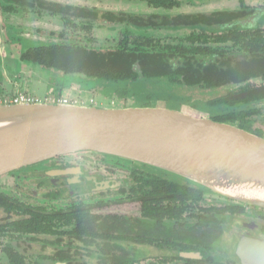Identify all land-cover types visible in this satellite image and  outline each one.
Masks as SVG:
<instances>
[{
  "label": "flooded vegetation",
  "instance_id": "af4514ba",
  "mask_svg": "<svg viewBox=\"0 0 264 264\" xmlns=\"http://www.w3.org/2000/svg\"><path fill=\"white\" fill-rule=\"evenodd\" d=\"M48 2L57 3L50 0ZM9 7L4 0H0L1 13H10L7 9ZM155 10L166 13L137 15L145 18L150 15H195L174 16L170 14L173 10ZM224 12L241 14V17L219 24L213 31L235 28L264 31V15L257 22L248 23L246 27H228L263 14L264 3L259 10L241 6L238 11ZM215 13L223 12L202 14ZM173 29L184 28L162 30ZM224 46L231 47V43ZM250 83L259 84V81L226 87H238L230 90V93ZM256 106L262 110L261 115L247 124L254 127L255 122L264 119V103ZM183 108L194 110L191 105ZM181 112L191 115L182 109ZM191 116L209 118L201 114ZM236 127L245 130L240 124ZM252 134L262 137L255 132ZM175 176L177 175L142 163L82 151L59 155L1 176V180L6 178L8 181L0 183V202L45 208L49 211L91 209V213L87 215H70L71 218H76V226H85L83 218H86V227L90 229L75 231L71 228L73 223L60 222L61 228L55 229V234L39 236L45 238L46 249L54 250L52 256L45 257L51 264H77L75 261L79 259L80 252L88 254L94 261L93 264H244L240 257L241 246L264 242V208L225 197L185 178V181L180 180V184L188 190L184 192L187 196L162 197L163 178H173L180 182ZM11 187L13 190H10ZM196 191L201 192V197L192 196ZM110 209L113 212L103 213ZM118 209H126L127 213H118ZM0 211L5 214L4 219L19 218V215L5 213L2 208ZM56 216L68 217L67 214ZM4 219L0 220V225ZM90 236L91 245L78 238ZM116 237L122 238L114 239ZM29 263L33 264L32 261Z\"/></svg>",
  "mask_w": 264,
  "mask_h": 264
},
{
  "label": "trees",
  "instance_id": "16d2710c",
  "mask_svg": "<svg viewBox=\"0 0 264 264\" xmlns=\"http://www.w3.org/2000/svg\"><path fill=\"white\" fill-rule=\"evenodd\" d=\"M4 1L10 6L7 8L10 11L8 14L22 12L40 18L43 16L60 18L65 27L64 31H52L49 35L64 42L71 41L69 34L74 33L79 26L91 32L95 23L99 22L140 30L192 28L196 31L190 33L179 44H166L149 37H133L131 31L127 29L117 46L113 48L102 50L70 43L32 46L24 50L20 61L39 65L65 76L79 75L97 82L131 84L133 87L123 88L119 92L122 99L134 96L135 89L140 85L155 82L164 81L171 86L188 89L216 90L230 85L259 81V84H247L237 91L210 101L208 106L212 108L227 109L208 114L209 118L216 122L233 126L247 125L254 117L261 115L262 110L256 105L264 103V31H244L237 28L218 32L212 30L219 24L232 22L241 17V14L223 12L177 17L150 15L145 18L124 12L103 13L98 10L74 8L45 0ZM148 4L152 8L168 11L181 7L179 0H148ZM230 43L231 47L224 46ZM174 102L179 104V108H172L173 110L181 111V107L190 106L189 100L179 97L166 99L165 106L170 108V104ZM134 107L159 106L156 98L149 97ZM175 177L179 178V181L183 180L182 177ZM181 182H176L173 178H163L162 197L187 196L184 192L188 190L184 189ZM192 196L199 198L201 192L196 191ZM0 208L9 215H19L16 219L8 217L3 220L0 225V245L6 238L19 240L27 237L37 241L36 238L39 236L55 234V229L61 228L60 222L73 223L71 228L75 231L90 229L86 227V218H83L85 226H76V218H73L77 214H90V208L49 211L45 208L8 204L5 201L0 202ZM60 214H67L68 217L56 216ZM78 238L91 245L92 236ZM5 243L3 252L8 264H30L26 255L17 247L10 242Z\"/></svg>",
  "mask_w": 264,
  "mask_h": 264
},
{
  "label": "water",
  "instance_id": "95a60500",
  "mask_svg": "<svg viewBox=\"0 0 264 264\" xmlns=\"http://www.w3.org/2000/svg\"><path fill=\"white\" fill-rule=\"evenodd\" d=\"M82 151L149 165L264 208V138L236 126L166 107L0 105V177ZM241 247L244 264H264V242Z\"/></svg>",
  "mask_w": 264,
  "mask_h": 264
},
{
  "label": "rangeland",
  "instance_id": "374dc122",
  "mask_svg": "<svg viewBox=\"0 0 264 264\" xmlns=\"http://www.w3.org/2000/svg\"><path fill=\"white\" fill-rule=\"evenodd\" d=\"M49 1V0H47ZM60 5L84 8L87 10H98L100 12L128 13L149 15L153 13H166L163 10H155L148 4V0H50ZM181 7L170 12L171 15L212 13L219 11H238L243 6L249 9H260L264 0H179ZM65 27L60 18L34 14H6L0 12V96L13 99L19 94L30 97L37 103H54L66 101L67 104L78 106H97L105 109H120L134 107L135 104L146 101L149 97L158 100V106L164 107L168 98L187 99L194 110L184 109L191 115H202L208 117L209 112L216 110L225 111L226 108H211L208 103L214 99L226 95L230 90L238 87L231 86L217 90L201 88L188 89L185 87L171 86L167 82H155L147 85H140L135 89L136 94L128 99L119 97L123 88L133 87L129 83H104L75 75L65 76L59 72L47 70L39 65L22 63L20 56L22 51L32 46H43L58 43L82 44L97 49L106 50L116 47L123 34L129 29L133 37H149L166 44H179L194 29H173V30H150L134 29L125 26L106 25L102 22L95 23L93 31L88 32L83 26H79L74 33H70L71 41H61L49 34L62 32ZM68 29V28H67ZM69 30V29H68ZM70 31V30H69ZM10 104V103H8ZM170 108L178 109L177 102L171 103ZM196 108V109H195ZM180 109V110H181ZM199 110V111H195ZM203 113H201V112ZM207 114V115H205ZM259 119V118H258ZM255 120V119H254ZM257 121V119H256ZM248 132L256 133L264 137V119L255 122L253 125L240 124ZM240 128V127H239ZM6 180L0 179V183ZM8 181V180H6ZM8 186V185H7ZM9 188V187H8ZM13 190V187L10 188ZM41 199V198H39ZM126 209H118L122 213ZM113 212L112 209L103 213ZM127 213V211H126ZM6 216L0 211V220ZM34 241L31 238L23 237L11 240L6 238L0 245V262L8 264L3 252L5 242H10L26 255L33 264H51L45 257L53 255L54 250L47 248L44 244V237H37ZM74 256L75 253H72ZM77 264H93L94 261L83 252L78 253Z\"/></svg>",
  "mask_w": 264,
  "mask_h": 264
},
{
  "label": "built area",
  "instance_id": "2783aa9c",
  "mask_svg": "<svg viewBox=\"0 0 264 264\" xmlns=\"http://www.w3.org/2000/svg\"><path fill=\"white\" fill-rule=\"evenodd\" d=\"M12 104V105H18V104H35L37 102H34L30 97H27L23 94H19L15 96L13 99H7L6 97L0 96V105H6V104ZM54 103H62L67 104L66 101L60 102V100L54 101Z\"/></svg>",
  "mask_w": 264,
  "mask_h": 264
}]
</instances>
